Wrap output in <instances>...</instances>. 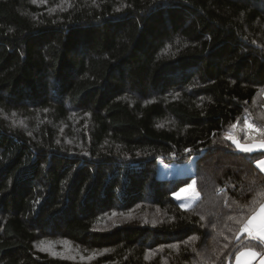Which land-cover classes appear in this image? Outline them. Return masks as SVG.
Segmentation results:
<instances>
[{
  "label": "trees",
  "instance_id": "1",
  "mask_svg": "<svg viewBox=\"0 0 264 264\" xmlns=\"http://www.w3.org/2000/svg\"><path fill=\"white\" fill-rule=\"evenodd\" d=\"M246 121L264 0H0V264H231L264 204L261 154L225 139L259 142Z\"/></svg>",
  "mask_w": 264,
  "mask_h": 264
},
{
  "label": "snow or ice",
  "instance_id": "2",
  "mask_svg": "<svg viewBox=\"0 0 264 264\" xmlns=\"http://www.w3.org/2000/svg\"><path fill=\"white\" fill-rule=\"evenodd\" d=\"M33 2H35V0H33ZM245 123L247 125V130L250 133H256L257 136L261 137L258 144H253L251 146L242 145L236 138V136L233 134L226 135L225 139L231 140V142L236 146V148L240 152L250 153L256 148L264 149V128L255 127L247 121ZM235 127L236 125H233V128ZM256 166L260 168L261 171H264V160H259ZM195 183L196 182L193 181L191 185H188L187 189H181V192L189 191V198L192 200L198 199L199 195L194 187ZM262 195H264V193H262ZM177 198H179V194H177ZM182 207L187 208L189 207V205H182ZM238 223L241 224V227L239 229L241 234L247 233L250 238L264 243V204L260 205L259 211L254 212L246 219L242 218V220L238 221ZM257 257L260 258V264H264V255H261L259 252L249 248L238 254L237 264H252V261L257 259Z\"/></svg>",
  "mask_w": 264,
  "mask_h": 264
},
{
  "label": "rangeland",
  "instance_id": "3",
  "mask_svg": "<svg viewBox=\"0 0 264 264\" xmlns=\"http://www.w3.org/2000/svg\"><path fill=\"white\" fill-rule=\"evenodd\" d=\"M228 134H233L236 136L235 128L230 129L226 135ZM194 164H195L194 157H192L188 162L182 165L169 166V165L161 164L158 167L157 176L160 179H172L174 177L190 176L194 172ZM192 183L193 182H190L187 185L183 186L175 194L176 198H177V194H179V198L177 199L181 207L182 205H189V207H191L197 200V199L192 200L189 198L190 196L189 191L181 192V189H187L188 185H191ZM42 247L45 248V250L49 254H51L52 256H56V257H66L69 259H86V256L88 255V254H84L81 250L77 249V247H74L72 245L61 244L60 242L44 244L42 245Z\"/></svg>",
  "mask_w": 264,
  "mask_h": 264
},
{
  "label": "crops",
  "instance_id": "4",
  "mask_svg": "<svg viewBox=\"0 0 264 264\" xmlns=\"http://www.w3.org/2000/svg\"><path fill=\"white\" fill-rule=\"evenodd\" d=\"M237 138V137H236ZM238 139V138H237ZM239 140V139H238ZM239 142L242 144V145H248V146H251L253 144H258L259 142H246V141H241L239 140ZM235 146V145H234ZM236 147V146H235ZM237 149V148H236ZM254 153H257V154H261L258 159L256 160L255 162V167L264 175V171H261L260 168H258L256 165H257V162L259 160H264V149H259V148H256L255 150H253L252 152L248 153V154H254ZM259 211V208L255 211L257 212ZM243 236L249 240V241H253L254 243H256L258 245V247H248V248H244L242 249L239 253L251 248L257 252H259L261 255H264V243H261L260 241L258 240H255V239H252L250 238L247 233H244ZM238 253V254H239ZM238 254L235 256V258L233 259L232 263L231 264H237V256ZM252 264H260V258L257 257V259H255L254 261H252Z\"/></svg>",
  "mask_w": 264,
  "mask_h": 264
}]
</instances>
